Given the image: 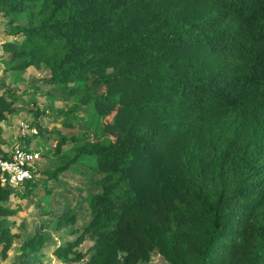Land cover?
<instances>
[{"label":"trees","instance_id":"trees-1","mask_svg":"<svg viewBox=\"0 0 264 264\" xmlns=\"http://www.w3.org/2000/svg\"><path fill=\"white\" fill-rule=\"evenodd\" d=\"M0 14L22 36L0 42L7 68L44 63L94 106L72 159H96L101 190L52 253L78 262L91 234L86 264H138L153 249L170 264H264V0H0ZM16 110L0 93V121ZM79 137L60 135L56 152ZM15 189L0 183L2 257L17 237L5 217L19 207L4 204ZM75 220L67 210L57 226ZM48 238L36 230L21 246Z\"/></svg>","mask_w":264,"mask_h":264},{"label":"rangeland","instance_id":"rangeland-1","mask_svg":"<svg viewBox=\"0 0 264 264\" xmlns=\"http://www.w3.org/2000/svg\"><path fill=\"white\" fill-rule=\"evenodd\" d=\"M8 27L7 18L0 14V42L22 38L20 34L9 33ZM5 55L6 52L0 51V93L8 99L14 98L17 110L0 122V152L20 142L39 149L41 157L37 164L45 171H52L65 160L69 164L57 177H49L42 172L30 188L17 187L4 202L9 207L19 208L15 214L5 217V222L17 237L5 257L1 255L0 245V264H86L91 253L88 248L94 240L91 234H87L79 246L86 253L78 262L63 261L51 249L59 242L74 239L76 229L84 226L91 217L89 201L92 194L101 190L100 173L94 169L96 159L83 153L76 160L72 159L78 147L89 142L87 138L93 136V128L86 124L95 120L94 106L92 103H82L80 95L71 94L68 85L51 83L46 64L22 70L9 69L2 60ZM97 89L101 90L102 87ZM37 111L40 114L35 121ZM37 121L41 129L37 127ZM34 126L37 132L29 134L27 131ZM24 128L26 132L21 134ZM60 135L83 137L68 139L57 153L56 142ZM255 155L261 156V163L264 164V144L256 148ZM67 210L75 213V222L57 226L60 215ZM36 230L49 235L44 247L38 251H33L30 246L22 248L23 241ZM124 255V252H120L119 258L124 259ZM138 264L170 263L157 249H153L149 258Z\"/></svg>","mask_w":264,"mask_h":264},{"label":"built area","instance_id":"built-area-1","mask_svg":"<svg viewBox=\"0 0 264 264\" xmlns=\"http://www.w3.org/2000/svg\"><path fill=\"white\" fill-rule=\"evenodd\" d=\"M24 128L21 134H25ZM29 134L37 132L34 126ZM41 157L39 149L25 143L15 142L10 149L0 152V183L8 189L24 187L25 182L36 180L37 162Z\"/></svg>","mask_w":264,"mask_h":264},{"label":"crops","instance_id":"crops-1","mask_svg":"<svg viewBox=\"0 0 264 264\" xmlns=\"http://www.w3.org/2000/svg\"><path fill=\"white\" fill-rule=\"evenodd\" d=\"M0 122H2V121H0ZM43 251V250H42ZM87 260V259H86Z\"/></svg>","mask_w":264,"mask_h":264}]
</instances>
